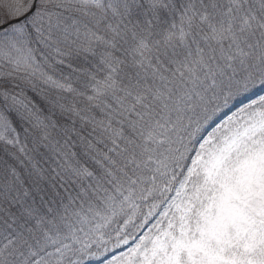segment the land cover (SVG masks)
I'll use <instances>...</instances> for the list:
<instances>
[{
    "label": "snow or ice",
    "instance_id": "6c2138e0",
    "mask_svg": "<svg viewBox=\"0 0 264 264\" xmlns=\"http://www.w3.org/2000/svg\"><path fill=\"white\" fill-rule=\"evenodd\" d=\"M0 264H264V0H0Z\"/></svg>",
    "mask_w": 264,
    "mask_h": 264
}]
</instances>
